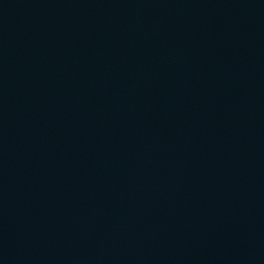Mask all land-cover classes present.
Wrapping results in <instances>:
<instances>
[{"label": "water", "instance_id": "1", "mask_svg": "<svg viewBox=\"0 0 264 264\" xmlns=\"http://www.w3.org/2000/svg\"><path fill=\"white\" fill-rule=\"evenodd\" d=\"M0 264H264V0H0Z\"/></svg>", "mask_w": 264, "mask_h": 264}]
</instances>
